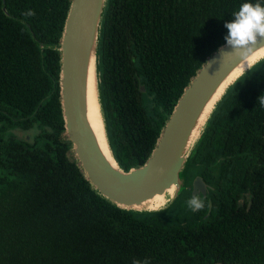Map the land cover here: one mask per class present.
<instances>
[{"label":"trees","instance_id":"16d2710c","mask_svg":"<svg viewBox=\"0 0 264 264\" xmlns=\"http://www.w3.org/2000/svg\"><path fill=\"white\" fill-rule=\"evenodd\" d=\"M245 2L108 0L102 101L123 169L147 161ZM70 3L0 0V264H264V59L228 88L189 157L190 180H229L208 217V202L196 212L185 206L190 191L162 211L126 210L68 157L58 47ZM242 183L253 185L249 209L232 192Z\"/></svg>","mask_w":264,"mask_h":264},{"label":"water","instance_id":"95a60500","mask_svg":"<svg viewBox=\"0 0 264 264\" xmlns=\"http://www.w3.org/2000/svg\"><path fill=\"white\" fill-rule=\"evenodd\" d=\"M107 2L71 0L62 31L58 47L61 63L59 84L66 138L70 146L68 157L77 163L92 188L113 204L134 212L162 211L190 189L192 195H197L200 189L205 192L206 183L200 174L189 179L188 161L202 138L209 118L228 89L206 124L200 128L199 137L194 133L209 103L243 60H239L240 57L232 52V47L227 43L220 46L185 88L147 161L125 170L114 156L102 101L99 44ZM260 44H264V40ZM262 47L264 45L256 51ZM92 67L96 69L98 98L112 159L104 153L89 116ZM172 187L175 190L170 195ZM161 194L171 197L167 199L171 202L169 205L154 210H139L145 202Z\"/></svg>","mask_w":264,"mask_h":264},{"label":"clouds","instance_id":"9594fccd","mask_svg":"<svg viewBox=\"0 0 264 264\" xmlns=\"http://www.w3.org/2000/svg\"><path fill=\"white\" fill-rule=\"evenodd\" d=\"M28 16L35 15V12L31 9L26 13ZM233 19L225 23V27L228 29V34L225 37L227 45H230L233 49V53L240 57L239 60H243L244 64L238 68L233 76L230 78L231 83H236L239 77L244 74L247 69L253 67L257 61V57L252 55L258 47L264 44H260L261 40H264V5L259 0L256 3H252L251 0L243 3L239 10L233 13ZM259 44V46H257ZM249 57L251 59L249 60ZM260 103L264 105V100H260ZM163 171V169H161ZM205 200L201 199L197 195H193L186 201L187 207L196 212L205 207ZM138 264V262H135ZM147 264V261L144 262Z\"/></svg>","mask_w":264,"mask_h":264},{"label":"bare ground","instance_id":"6f19581e","mask_svg":"<svg viewBox=\"0 0 264 264\" xmlns=\"http://www.w3.org/2000/svg\"><path fill=\"white\" fill-rule=\"evenodd\" d=\"M252 55L257 57V61L264 58V47L260 48L259 50L254 52ZM250 59L251 57H249V60ZM243 64H244V61L234 70V72L230 75V77L222 84L218 93L215 95L214 99L209 103L206 109V112L201 120V124L194 133L195 136H197L200 133L199 132L200 128H202V126L206 124L208 117L210 116L211 112L213 111V109L215 108L219 100L222 98L223 94L233 84L230 82V78L233 76V74L236 72L238 68L243 66ZM89 116H90L92 125L98 135V138H99V141H100V144H101V147L104 153L110 159H112L111 150L108 145V140L106 137L103 113H102L101 105H100L99 98H98L97 75H96L95 67H92L91 75H90V82H89ZM174 190H175L174 187H172L169 190V194L171 195L172 193H174ZM167 199H168V196L164 194L157 195L153 199L148 200L142 206H140L139 210H154V209L161 208L162 206L166 204Z\"/></svg>","mask_w":264,"mask_h":264},{"label":"flooded vegetation","instance_id":"af4514ba","mask_svg":"<svg viewBox=\"0 0 264 264\" xmlns=\"http://www.w3.org/2000/svg\"><path fill=\"white\" fill-rule=\"evenodd\" d=\"M199 142V141H198ZM232 163V161H230V164ZM258 163V168L257 170L260 171L262 169H264V165L261 164V162L259 160H257ZM229 164V165H230ZM230 170H232V167H230ZM214 176H216L214 174ZM201 177H203V175H201ZM203 180L206 183V190L205 192H203L200 189V192L197 194V196H199L201 199L205 200V202H208V212L204 215V219H206V217H208V215L210 214L212 208H213V198L215 197L216 194H218V192L220 191V187L224 186V185H229V180L225 177H216V179H214V177L212 176V178H209L208 176H205V178H203ZM242 183V185L236 189H234V191H232L233 193H235V196L237 197V200L240 204H247L248 205V209L251 207L252 204V200H251V196L253 195V185L250 184L248 185ZM191 192L192 195V189L189 190ZM213 195V196H212ZM193 196V195H192ZM206 204V203H205Z\"/></svg>","mask_w":264,"mask_h":264},{"label":"rangeland","instance_id":"374dc122","mask_svg":"<svg viewBox=\"0 0 264 264\" xmlns=\"http://www.w3.org/2000/svg\"><path fill=\"white\" fill-rule=\"evenodd\" d=\"M199 132H201V131H199ZM34 133H35V131L34 130H30V131H24V130H22V129H16L15 130V134L16 135H18V136H20V137H27V138H29V139H32V137H33V135H34ZM198 137H199V135H198ZM173 194V193H172ZM171 194V195H172ZM169 198H171V197H169ZM168 198V199H169ZM171 202H168V200H167V202H166V204L163 206V207H165V206H167V205H169ZM187 204H185V206H186Z\"/></svg>","mask_w":264,"mask_h":264}]
</instances>
